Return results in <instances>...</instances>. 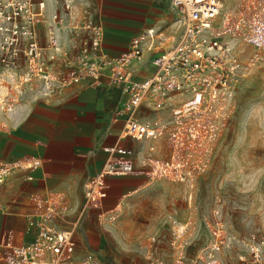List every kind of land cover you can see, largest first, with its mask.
<instances>
[{
    "label": "built area",
    "instance_id": "obj_1",
    "mask_svg": "<svg viewBox=\"0 0 264 264\" xmlns=\"http://www.w3.org/2000/svg\"><path fill=\"white\" fill-rule=\"evenodd\" d=\"M224 1L169 0L176 35L167 50L150 58L154 71L137 81L134 65L142 63L144 53L156 46L153 29L135 33L127 50L112 56L102 49L103 26L88 0H0V81L30 84L31 90L45 100L82 82L90 86L106 83L125 94L116 112L123 120L118 141L84 184L80 215L106 196L109 177L135 173L133 157L137 155L151 180L185 183L197 177L184 163L181 148L204 144L200 136L203 122L198 120L200 102L207 98V108L209 100L231 97L234 81L246 72H239L231 36H241L257 50L253 59L264 53V0H239L236 18L230 20L227 15L219 25L217 18ZM166 106L171 110L166 118L145 113ZM204 126L208 128L209 123ZM163 136L169 137L172 152L167 158H158L154 155L156 145L146 142ZM128 138L139 143L138 150L121 142ZM39 163L0 162V185L14 171L34 170ZM64 199L62 193L54 191L30 197L35 211L27 216L26 231L33 232V238L20 245L5 242L3 264H103L92 253L77 256L74 234L80 215L72 222L62 221ZM2 209L0 201V212ZM213 223L211 239L189 264H226L222 255L229 241L222 225ZM239 243L246 250L248 264H264V230L240 238ZM150 264L165 263L152 258Z\"/></svg>",
    "mask_w": 264,
    "mask_h": 264
},
{
    "label": "rangeland",
    "instance_id": "obj_2",
    "mask_svg": "<svg viewBox=\"0 0 264 264\" xmlns=\"http://www.w3.org/2000/svg\"><path fill=\"white\" fill-rule=\"evenodd\" d=\"M146 1L159 12L166 9L168 0ZM238 1L223 2L219 25L227 15L230 20L236 18ZM174 21L172 13L165 48L176 33ZM63 39L67 45L66 34ZM230 39L239 72H246L234 81L231 97L209 100L207 108V98L200 102L199 123H209L208 128L203 123L200 127L204 144L181 148L184 163L197 177L185 183L151 178L149 183L147 178V187L106 214H100L98 206L93 205L80 215L77 201H68L61 214L80 215L75 235L77 253H92L103 264H150L152 258L165 264H189L211 239L213 222H219L229 241L223 261L248 264L239 239L264 230V53L259 52L255 60L257 50L253 46L241 36ZM0 83L1 134L10 128L9 108L15 111L33 106L43 98L31 90L30 84L6 79ZM160 140V155L167 158L172 152L170 139L163 136ZM76 197L81 200V195Z\"/></svg>",
    "mask_w": 264,
    "mask_h": 264
},
{
    "label": "crops",
    "instance_id": "obj_3",
    "mask_svg": "<svg viewBox=\"0 0 264 264\" xmlns=\"http://www.w3.org/2000/svg\"><path fill=\"white\" fill-rule=\"evenodd\" d=\"M88 2L96 20L103 26L102 49L112 56L126 51L135 33L147 29L155 31V48L144 53L142 63L134 65L137 67L135 80L148 77L154 71L150 58L167 50L176 35L165 48L169 39L168 22L172 16L169 0L165 2L166 9L159 12L146 0ZM124 97L118 87L106 83L90 86L82 82L65 88L52 99L38 100L33 106L15 110L16 116L11 118L10 128L0 134V162L38 160L40 163L34 170L14 171L0 185V201L3 204L0 212V264H3L2 257L7 251L5 242L20 245L33 238V232L26 231L27 216L35 211V205L30 200L32 195L60 192L64 195L65 205L70 200L77 201L76 209L80 214L84 204V184L99 170L108 149L118 141L123 120L116 116V112ZM145 113L152 118H166L171 110L166 106L161 111L147 110ZM160 141L146 142L156 145L154 155L158 158H162ZM121 142L134 150L139 149V143L129 138ZM133 162L135 173L109 177L106 180V196L85 208L84 214L93 205L98 206L100 214L119 208L126 197L147 187V178L149 183L163 181H149L147 168L136 157H133ZM139 166L145 167L144 171H137ZM28 175L31 180L26 179ZM80 195L81 200L76 197ZM76 219V216H61L64 222ZM77 252L76 245L77 256H82Z\"/></svg>",
    "mask_w": 264,
    "mask_h": 264
},
{
    "label": "bare ground",
    "instance_id": "obj_4",
    "mask_svg": "<svg viewBox=\"0 0 264 264\" xmlns=\"http://www.w3.org/2000/svg\"><path fill=\"white\" fill-rule=\"evenodd\" d=\"M0 84H2V83H0ZM2 91H0V93H1ZM0 99H2L1 97H0ZM8 108V107H7ZM7 113H8V115H10L13 119L15 118V114H16V112L15 111H7Z\"/></svg>",
    "mask_w": 264,
    "mask_h": 264
}]
</instances>
